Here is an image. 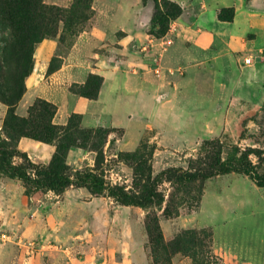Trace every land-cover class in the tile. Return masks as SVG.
<instances>
[{
    "label": "rangeland",
    "instance_id": "rangeland-1",
    "mask_svg": "<svg viewBox=\"0 0 264 264\" xmlns=\"http://www.w3.org/2000/svg\"><path fill=\"white\" fill-rule=\"evenodd\" d=\"M98 1L106 4L108 13L115 14L122 6L140 2L152 14L148 28L152 39L160 40L171 32V12L162 11L161 20H153L154 0H43L45 6L55 8L57 16L54 29L58 33L51 38L58 44L55 57L62 61L78 36L105 26L98 22ZM11 35L14 31L10 26H0V39ZM122 36V32L116 34L117 38ZM37 48L33 54L35 68ZM169 76L172 81L186 78V73L175 69ZM121 97L125 98L124 94ZM137 101V95L124 101L120 108L124 129L104 128L110 135L97 143L98 152L91 144L87 150L76 148L84 156L67 159L72 171L99 169L112 184L143 191L145 182L139 177L146 165L140 157L147 156L151 146H157L148 163L155 176L167 168H187L205 141L218 139L226 146L224 157L231 146H237L251 152L252 162L259 173H264V103L242 108L241 114L229 117L217 136L178 139L182 132L189 136L192 102L182 114L176 105L173 110L170 105L166 108L157 103L142 108ZM15 161L22 162L20 158ZM17 184L24 187L22 182ZM161 190L165 194L162 209L149 211L120 206L108 197L95 198L87 189L74 187L61 195L49 192L42 199L29 198L30 210L25 212L23 225L0 228V264H154L146 228V218L154 212L166 244L189 232L197 234L192 238L198 244L196 256L180 252L173 256L172 264H264V188L248 176L229 173L192 184L165 182ZM202 232L211 240L204 239ZM2 233L8 238L2 239Z\"/></svg>",
    "mask_w": 264,
    "mask_h": 264
},
{
    "label": "crops",
    "instance_id": "crops-1",
    "mask_svg": "<svg viewBox=\"0 0 264 264\" xmlns=\"http://www.w3.org/2000/svg\"><path fill=\"white\" fill-rule=\"evenodd\" d=\"M172 1L184 12L160 40L148 34L152 14L142 3L122 6L115 14L108 13L106 4L98 1V22L105 26L78 36L62 58L61 68L52 74L48 70L58 44L53 39L44 40L37 48L35 71L26 80L19 114L26 116L35 99H44L58 108L56 125H66L74 113L82 116L84 129H124L120 108L137 95L142 108L157 103L173 110L176 105L182 114L193 103L189 136L182 132L178 139H198L217 136L227 119L241 114L242 108L262 105L264 0ZM222 9H234L233 21L219 19ZM118 32L123 33L121 38L116 37ZM175 69L186 73V78L170 81L169 71ZM90 74L104 79L96 100L70 91L73 85H84ZM7 112L8 107L0 102V129ZM18 147L36 164H49L56 151L54 145L29 138H22ZM78 156H84L83 151L71 149L68 160ZM17 182L0 178V228L21 227L25 212L30 210L29 197Z\"/></svg>",
    "mask_w": 264,
    "mask_h": 264
},
{
    "label": "trees",
    "instance_id": "trees-1",
    "mask_svg": "<svg viewBox=\"0 0 264 264\" xmlns=\"http://www.w3.org/2000/svg\"><path fill=\"white\" fill-rule=\"evenodd\" d=\"M143 1L146 3L148 0ZM154 2L156 12L153 20H161L162 11L171 12L169 21L183 14L182 7L174 1ZM54 9L45 6L43 0H0V26L8 25L14 31V35L0 39V102L8 107L0 130V178L22 182L26 196L32 199H42L49 192L61 195L74 187L87 189L95 198L108 197L117 205L146 211L162 209L165 194L161 187L165 182L192 184L229 173H239L248 176L258 187L264 188V173H259L257 165L252 162L251 152L231 146V152L224 157L226 146L218 139L205 141L198 156L189 161L187 168L171 167L155 176L152 165L148 163L152 160L157 146H151L147 156L140 157V162L146 165L144 173L139 177L145 182L143 191L134 192L125 186L114 185L99 169L82 168L72 171L67 165L70 150H87L91 144L93 150L98 152L97 143L109 136L110 132L104 128L84 129L82 116L74 113L66 125H56L54 118L58 108L44 99L36 100L29 107L27 117L16 111L27 90L26 80L35 71V47L46 39L54 38L58 33L56 27L54 29L57 21ZM234 14V9H222L219 19L231 22ZM61 66L62 61L54 57L48 74ZM103 83L101 76L90 74L84 85H73L70 91L77 96L96 100ZM22 138L54 145L56 151L50 163H34L18 147ZM257 157L260 158L259 155ZM17 158L22 162L17 163ZM146 228L154 264H172L173 256L180 252H192L196 256L194 248L198 244L192 242L196 233L189 232L166 244L156 212L147 216ZM201 235L204 239L211 240L206 232Z\"/></svg>",
    "mask_w": 264,
    "mask_h": 264
},
{
    "label": "built area",
    "instance_id": "built-area-1",
    "mask_svg": "<svg viewBox=\"0 0 264 264\" xmlns=\"http://www.w3.org/2000/svg\"><path fill=\"white\" fill-rule=\"evenodd\" d=\"M1 238H2V239H7L8 236H7L5 233H2V234H1Z\"/></svg>",
    "mask_w": 264,
    "mask_h": 264
}]
</instances>
